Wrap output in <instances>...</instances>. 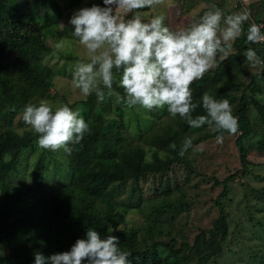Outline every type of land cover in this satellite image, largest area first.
<instances>
[{
  "label": "trees",
  "instance_id": "obj_1",
  "mask_svg": "<svg viewBox=\"0 0 264 264\" xmlns=\"http://www.w3.org/2000/svg\"><path fill=\"white\" fill-rule=\"evenodd\" d=\"M178 1L166 0L174 5H168L164 15L171 19L169 12H174L176 17H189L181 26L199 18L213 3L226 15L238 9L223 10L222 0L185 1L181 6ZM94 3L103 6V0H0V264H35L36 253L47 258L67 251L78 238H85L89 228L99 231L102 238L119 237L120 248L130 252V264H206L220 255L228 235L230 224L221 200L228 192L229 178L214 200L220 214L208 238L192 226L190 231L196 229L189 237L168 229L175 227L176 213L184 210L188 215L193 206L178 183L171 186L169 174L174 166L184 164L188 170L185 181L195 173L204 175L188 160L194 151L180 157L179 146L187 136L194 137L196 146L214 142L218 134L206 125L192 129L178 116L172 118L166 108L152 112L125 109L115 97L100 103L94 94L70 101L67 94L56 98V78L64 77L66 62L75 56L59 51L55 61H46L53 52L48 39L59 35L60 20L69 21L75 10ZM191 5L194 10L190 12L185 6ZM147 10L151 9L141 10V15ZM151 14L157 15L155 11ZM249 25L247 21L245 34L234 43V54L192 85L196 102L204 93L229 100L239 121V134L224 136L239 147L242 168L247 165L246 152L264 153V138H258L264 136V128L258 131L255 127L264 126V102L256 99L257 94L261 96L264 75L252 73L244 89V82L232 79L249 47L264 60V43L246 40ZM168 26L174 27L170 21ZM244 71L249 69L244 66ZM114 89L122 92L117 84ZM50 98L80 108L90 129L95 128L74 146L71 156L62 150L40 149L36 134L22 120L27 103ZM252 111L257 113L254 118ZM195 114H204L202 108ZM173 142L176 151L169 148ZM146 155H151L153 163H145ZM148 179L155 181L150 196L144 189ZM138 215L145 218L137 219ZM188 225L183 221L181 226ZM261 248L259 261L264 264V239Z\"/></svg>",
  "mask_w": 264,
  "mask_h": 264
},
{
  "label": "clouds",
  "instance_id": "obj_2",
  "mask_svg": "<svg viewBox=\"0 0 264 264\" xmlns=\"http://www.w3.org/2000/svg\"><path fill=\"white\" fill-rule=\"evenodd\" d=\"M164 4L166 0H103V6L94 3L75 10L69 20L71 36L83 47L87 59L74 64L71 86L85 99L94 94L100 103L115 97L125 109L152 112L166 108L172 118L178 116L192 129L206 125L218 134L216 144L222 145L224 133L239 134L238 118L227 99L204 93L194 101L192 85L234 54V43L245 34L244 25L252 14L250 0H243L242 11L228 15L213 3L199 18L181 27L166 25L164 15L145 21L141 10ZM263 28L264 24H250L247 42L264 43ZM66 30L60 23L58 31ZM64 47L62 39L55 43L57 51ZM245 58L250 66L264 69V60L254 48L247 49ZM255 75L260 77L264 72ZM114 84L122 92L116 91ZM256 99L264 98L257 94ZM198 108L204 114H195ZM22 120L36 134L40 149L62 150L68 156L90 133L80 108L47 99L27 103ZM193 140L192 136L184 138L180 157L190 149L204 152V145L194 146ZM169 148L176 151L177 145L173 142ZM145 163H153L151 155H146ZM129 256L130 252L120 248L119 237L102 238L99 231L89 228L85 238H78L67 251L47 258L36 253L35 264H45L46 260L48 264H130Z\"/></svg>",
  "mask_w": 264,
  "mask_h": 264
},
{
  "label": "rangeland",
  "instance_id": "obj_3",
  "mask_svg": "<svg viewBox=\"0 0 264 264\" xmlns=\"http://www.w3.org/2000/svg\"><path fill=\"white\" fill-rule=\"evenodd\" d=\"M185 1L187 3L188 1L194 2L196 0H180L178 1V6H181ZM223 1V10L228 8V6H231L232 0H222V2ZM211 3L212 2H209V4ZM251 4H256V1L250 0V5ZM168 5H174V3H166L164 5L156 6L151 10L143 11L144 15L142 16L145 21H147V18H149L148 15L150 18L156 16L151 14H154V11L157 15H164ZM185 8H188L190 12L194 10L193 5L185 6ZM234 10L236 12V9ZM253 10L264 15V8L262 10H256L253 8ZM173 13L174 12H169L171 19H165L166 25H168L170 21L172 26L181 27V24L183 25V23L190 19L189 17L186 18V16L183 18L176 17ZM60 23L66 25L67 30L60 32L58 36L48 39L47 44L53 48V52L51 53L52 55L50 58L46 61L50 63L55 61L59 52L55 48V43L61 39L65 45L62 51H65L66 53L70 52V54L75 56L66 62L67 74H63L64 77L57 76L55 82L56 98L59 100L60 94L61 96L67 94L70 101L81 96L78 90L73 89L71 86L73 66L78 61L86 60L87 56L83 47L71 36L73 26L69 24V21L60 20ZM244 66L249 69L250 73L244 71ZM238 67L240 68L237 69L239 73L235 72L232 79L244 82L242 89H244L245 84L249 82L252 73L262 70L259 67L250 66L249 63L247 65V61L243 57H241V62ZM229 76L232 77V74ZM261 97L264 98V79L261 81ZM53 98L48 100L57 105L61 104L60 101L58 102ZM261 100L264 102V99ZM251 116L254 118L257 116V113L252 111ZM258 120L259 119H257V121ZM16 125L17 124H15V126ZM255 127L258 131H263L264 128L262 124H257ZM94 129L95 128L90 129V132ZM258 138L261 139L264 138V136L259 135ZM211 141L215 142V140ZM252 141L253 139L249 138V142ZM208 142L209 144H204V147L211 150L205 148L202 153L192 152V155L188 158L190 162L192 160L194 169L196 171L204 172V175L199 176L195 173L185 181V175L188 170L186 167L184 168V164L174 166L169 174V182L171 186L174 187L175 184L178 183L181 190H183V193H186L189 196L190 204L193 206L192 211L188 215H186L184 210H180L176 213L177 215H174V217H176L174 220L175 222L173 221L175 227L171 225L172 228L168 227V229H170L175 235L181 233V236L188 235L191 237L192 232L194 233L197 228V232L202 231L205 238H208L209 232L220 214L218 205L215 204L214 200L223 190L224 180L229 178L227 181L228 192L221 200L223 208L225 209V215L230 224L228 225V235L225 239L223 250L220 255L212 258L210 262H207L206 264H262L259 260H262L261 255L263 249L261 247L263 246L264 239V153L257 151L256 149L246 152L244 157L246 158L247 165L242 168L239 156L240 149L234 141L224 139L222 145H217L216 142L210 143V140ZM245 146H248L247 143ZM214 148L215 150H213ZM148 177L153 178L151 175H148ZM217 181L219 183H217ZM152 183H155V181L148 179L144 184L146 196L151 195V189L154 186ZM176 196H179V193ZM138 216L137 219L140 220L141 218H145L142 215ZM167 216H169V214ZM129 221L133 224V218H130ZM183 221H187L190 225L182 227L181 225H183ZM142 222L144 223L148 221L143 220ZM150 225L152 224L150 223ZM189 226L196 228H193L190 231ZM181 236H178L180 238L179 240L183 239ZM189 239L191 242V238ZM32 242L34 244V241ZM27 245L28 243L25 244V247ZM192 254L193 253H191V255Z\"/></svg>",
  "mask_w": 264,
  "mask_h": 264
},
{
  "label": "crops",
  "instance_id": "obj_4",
  "mask_svg": "<svg viewBox=\"0 0 264 264\" xmlns=\"http://www.w3.org/2000/svg\"><path fill=\"white\" fill-rule=\"evenodd\" d=\"M219 1H221V0H219ZM255 1H256V4L253 5V8L256 10H259V9L262 10L264 7V0H255ZM229 7L233 8V9L238 8V9H236V12L242 11L244 9L243 8V0H232L231 6H228V8ZM253 8H251L253 15L251 14L250 19H249V21H250L249 23L250 24L256 23L258 25L264 24V22H263L264 15L257 12V11H254Z\"/></svg>",
  "mask_w": 264,
  "mask_h": 264
},
{
  "label": "built area",
  "instance_id": "obj_5",
  "mask_svg": "<svg viewBox=\"0 0 264 264\" xmlns=\"http://www.w3.org/2000/svg\"><path fill=\"white\" fill-rule=\"evenodd\" d=\"M245 1V0H244ZM261 25V24H260Z\"/></svg>",
  "mask_w": 264,
  "mask_h": 264
}]
</instances>
